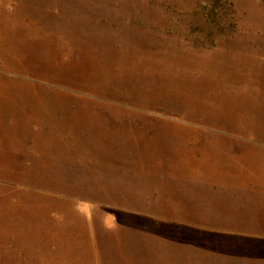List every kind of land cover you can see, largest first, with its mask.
Returning a JSON list of instances; mask_svg holds the SVG:
<instances>
[{
  "label": "rangeland",
  "instance_id": "obj_1",
  "mask_svg": "<svg viewBox=\"0 0 264 264\" xmlns=\"http://www.w3.org/2000/svg\"><path fill=\"white\" fill-rule=\"evenodd\" d=\"M209 182L264 229V0H0V264H154L120 220Z\"/></svg>",
  "mask_w": 264,
  "mask_h": 264
},
{
  "label": "crops",
  "instance_id": "obj_2",
  "mask_svg": "<svg viewBox=\"0 0 264 264\" xmlns=\"http://www.w3.org/2000/svg\"><path fill=\"white\" fill-rule=\"evenodd\" d=\"M183 178L179 191H176L180 199L189 196L183 186L190 178ZM198 185L208 190L201 201L210 204L207 207L210 212H206L205 205L196 208L199 212L195 215L193 209L184 205L173 208L165 202L160 204L156 198L144 202L143 205H150L147 209L150 214L146 218L123 217L120 220L132 231L127 236L126 249L140 257L142 252L146 254L147 247L154 264H160V260L163 264H264V229H253V218L246 220L248 214H234L229 208L243 210L248 205L228 204L224 197L217 199L216 194L226 193L222 184L221 190L212 182L208 187ZM165 192L175 195L169 184ZM255 221H259L256 214ZM221 256L226 258L224 263L215 260Z\"/></svg>",
  "mask_w": 264,
  "mask_h": 264
},
{
  "label": "trees",
  "instance_id": "obj_3",
  "mask_svg": "<svg viewBox=\"0 0 264 264\" xmlns=\"http://www.w3.org/2000/svg\"><path fill=\"white\" fill-rule=\"evenodd\" d=\"M204 15H205L206 19H207V17L209 18V16L212 17L211 19H212L213 25L215 27H216L217 24L224 23L227 20V18L229 19L230 17L233 16V15H226V14H223V13H220V12H213V11L211 13L204 14Z\"/></svg>",
  "mask_w": 264,
  "mask_h": 264
}]
</instances>
